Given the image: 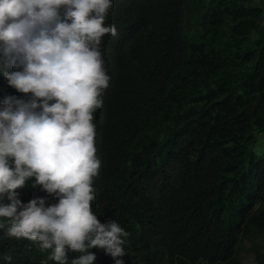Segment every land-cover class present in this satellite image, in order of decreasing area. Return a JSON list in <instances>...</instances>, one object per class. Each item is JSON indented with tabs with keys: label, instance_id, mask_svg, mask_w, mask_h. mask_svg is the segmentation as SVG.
I'll use <instances>...</instances> for the list:
<instances>
[{
	"label": "trees",
	"instance_id": "trees-1",
	"mask_svg": "<svg viewBox=\"0 0 264 264\" xmlns=\"http://www.w3.org/2000/svg\"><path fill=\"white\" fill-rule=\"evenodd\" d=\"M104 23L117 36L101 42L91 208L125 230L124 264H244L241 250L264 264V0H113ZM2 245L22 264H57L0 230Z\"/></svg>",
	"mask_w": 264,
	"mask_h": 264
},
{
	"label": "clouds",
	"instance_id": "clouds-1",
	"mask_svg": "<svg viewBox=\"0 0 264 264\" xmlns=\"http://www.w3.org/2000/svg\"><path fill=\"white\" fill-rule=\"evenodd\" d=\"M113 0H0V92L8 85L24 95L0 98V230L26 239L47 259L94 264L102 249L124 264L125 230L101 222L91 208L96 155L93 114L109 87L102 56ZM47 195L22 202L19 189ZM51 196L55 202L47 203ZM7 200V203L4 201ZM23 255L0 247V264H22Z\"/></svg>",
	"mask_w": 264,
	"mask_h": 264
},
{
	"label": "rangeland",
	"instance_id": "rangeland-1",
	"mask_svg": "<svg viewBox=\"0 0 264 264\" xmlns=\"http://www.w3.org/2000/svg\"><path fill=\"white\" fill-rule=\"evenodd\" d=\"M240 255H241V257H242V259L244 261V264H248L249 262L252 261V255L249 254L247 251L241 250L240 251Z\"/></svg>",
	"mask_w": 264,
	"mask_h": 264
}]
</instances>
